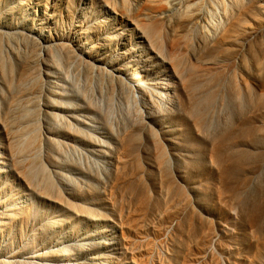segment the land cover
I'll list each match as a JSON object with an SVG mask.
<instances>
[{
  "label": "rangeland",
  "instance_id": "obj_1",
  "mask_svg": "<svg viewBox=\"0 0 264 264\" xmlns=\"http://www.w3.org/2000/svg\"><path fill=\"white\" fill-rule=\"evenodd\" d=\"M34 2L56 10L49 40L72 48L43 61L0 37V259L264 264L261 5ZM26 4L3 17L8 29L34 27ZM96 30L114 34L101 53L118 83L80 65Z\"/></svg>",
  "mask_w": 264,
  "mask_h": 264
},
{
  "label": "bare ground",
  "instance_id": "obj_2",
  "mask_svg": "<svg viewBox=\"0 0 264 264\" xmlns=\"http://www.w3.org/2000/svg\"><path fill=\"white\" fill-rule=\"evenodd\" d=\"M26 1H28L30 4L32 2V4L29 6L30 8L27 10L29 12L28 16L26 17L27 19H32V21L34 22V27L32 28H23V29H19V28H13V29H8L6 23H4V16L10 15L12 13H15L17 8H20L22 6V2L25 5ZM87 1H91V0H87ZM202 1H206V0H202ZM215 0H212V2H214ZM4 2V0H0V5ZM256 3H258L259 5H261L263 11H264V0H256ZM21 4V6H20ZM55 6V4H53ZM59 7H62L63 5L60 3ZM108 5V4H107ZM28 6H25V8ZM57 8V7H56ZM120 8L121 6H119V8H117V10L120 12ZM27 9V8H26ZM54 9V8H53ZM58 9V8H57ZM207 9H204V12L201 13V15L198 17V20H202L204 18L205 15V11ZM130 11V10H129ZM54 13L51 14L50 11H48V7L46 8H40V6L38 4H35L34 0H20V1H15L14 3H12L9 6H5L2 9V12L0 14V37H4L6 44L9 45L12 43V40H21V42L23 43L24 47L29 50L33 56L43 60V61H48V58L50 56H52L53 54H56L59 56L60 53H62L63 51L68 52L69 48H72L71 44H64V43H60L57 41H50L49 40V34H47L48 32H51L53 30V17L55 16V12L56 10L54 9L53 11ZM58 12H61L62 14V9H58ZM114 12V11H113ZM131 14L135 13V11L131 10ZM115 13V12H114ZM123 14H126L125 12H122ZM210 14H213V9H210ZM118 15H120V13H118ZM121 16V15H120ZM132 16V15H131ZM122 17V16H121ZM127 19V18H125ZM262 21H264V18L262 19ZM102 27V26H101ZM49 30V31H47ZM84 30H87L86 28ZM94 34L96 33L97 36L96 38L91 39V50H96L94 52V54L92 55L93 51H81V56L83 55H87V58L82 57L81 59L83 60V63L80 64L83 71H87V75L89 78L91 79H103V80H108V81H112L115 83H118L120 81V77H119V70H118V66H117V60H112V61H106L105 63L102 61V53L101 51L106 50V48H108V45L111 44L112 40L114 39V34H108L106 35L105 38L101 39L99 41L98 37L100 35V33L98 32V30L93 32ZM75 36L73 37V44H75V46L77 47H73L74 49L71 50L70 52H72V55H77L78 58V43L80 42L79 40V34L77 32H75L74 34ZM94 42L95 45L93 44ZM74 46V45H73ZM142 51V50H141ZM143 52V51H142ZM125 54V52L123 53V55ZM36 60V59H34ZM104 63V64H103ZM103 64V65H101ZM135 81V80H134ZM140 92L142 94V98L144 97V90L140 87ZM143 104L146 107V109L148 110V112H150L149 108H150V103L148 104L146 101V98H144L143 100ZM152 106H156L155 102H152ZM149 107V108H148ZM20 202V203H19ZM19 208L25 207L27 208V204L26 201L24 199H21V201H19ZM21 204V205H20ZM99 217L95 216L93 217V222H98ZM99 241H95L96 244L98 245H104L106 244V241H104L102 239V237L100 235H98ZM98 251V250H97ZM95 260H99L100 259V255L99 253H96L94 256ZM0 264H16V263H11L10 261H5L0 259Z\"/></svg>",
  "mask_w": 264,
  "mask_h": 264
}]
</instances>
